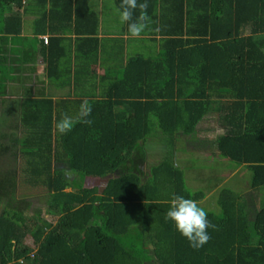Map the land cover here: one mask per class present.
<instances>
[{
	"label": "trees",
	"instance_id": "trees-1",
	"mask_svg": "<svg viewBox=\"0 0 264 264\" xmlns=\"http://www.w3.org/2000/svg\"><path fill=\"white\" fill-rule=\"evenodd\" d=\"M113 1L120 11L122 0ZM100 2L0 0V121L15 93L10 84L23 83L25 92L13 99L22 131L14 128L1 150L19 152L21 180L44 187L47 211L59 214L29 216L33 202L17 196L19 174L0 171V264H264V206L252 216L231 186L219 190L217 213L205 208L217 227L203 247H191L166 219L174 195L202 206L205 189L187 185L174 157L176 140L196 142L211 113L224 128L218 151L251 171L253 191L264 188V0H147L142 39L159 52L132 54L104 74L96 70L105 38ZM28 15L38 42L31 51ZM38 54L49 82L75 84L74 96L28 95L27 62ZM84 100L92 123L59 134L55 122L76 117ZM156 127L169 137V152L147 172Z\"/></svg>",
	"mask_w": 264,
	"mask_h": 264
},
{
	"label": "crops",
	"instance_id": "crops-1",
	"mask_svg": "<svg viewBox=\"0 0 264 264\" xmlns=\"http://www.w3.org/2000/svg\"><path fill=\"white\" fill-rule=\"evenodd\" d=\"M103 9H104V7H103L102 0H101L100 6L98 9V11L100 13V20H101L99 36L101 38H104V37L105 38L103 40V48H102L103 52H101V60H100V63L98 65H96V70H97L98 74H104L106 68L111 69V67H113L115 64L120 63V62L122 63L123 59L126 60L128 56H130L132 54H136L138 52H142V50H146L149 52L150 51L151 52H159V50H147L148 47L146 45V43H147L145 41L146 39H142L143 38L142 36L140 38H131L126 34L125 35H122V34L117 35V34H114L113 32L112 33L111 32H107V33L104 32L103 31L104 20H103V14H102ZM34 20H35L34 15L26 16L25 27H24V31H23V35L25 37L27 36V40H25V43L27 45L26 49L29 51L36 50V48L38 46V42L35 39L31 38L34 35ZM75 36H76L75 34L66 35L67 38H69V37L76 38ZM113 38L114 39L118 38L119 40L116 41ZM40 39L42 40L41 37H40ZM122 39H124V41H122ZM17 41H16V43L18 44V43H21L22 40L19 39ZM87 43H89V41H87ZM142 43L144 44L145 47H142V46L140 47V45ZM66 45L73 46L72 50L75 49V42H73V41L66 42ZM131 51H132V53H131ZM34 57H35L34 62L33 61L27 62L28 63L27 66L33 67L34 70L32 72H31V70H28L25 73V75L28 76V79L25 81V83L30 88L29 90L31 91V92H29L28 95H32V96L37 95L38 96V95H40L39 92L43 91V90H45L46 95L52 96L54 99H59V98L65 97V96H70V95L74 96L75 95V93L77 92L75 84H71V85L67 84V85H64L63 87H57L54 84H51L45 75V62H44L43 57L41 56V54L35 55ZM70 57L73 60V65H75L76 64V54L73 53ZM102 63H103V65H102ZM91 69L95 70V65H93ZM90 78L92 80L94 78V75H91ZM10 85L13 86L14 90L12 92H15V93L10 94L9 98H12V99L18 98L20 100L22 97H25V95H24L25 92L23 89V86H24L23 83L13 81ZM86 85H88V84H86ZM15 103H16V101H15ZM17 112H18V110H17ZM212 114H214V113L207 115L205 118L209 117ZM18 116H19V113H18ZM201 123H200V125H201ZM199 138H200V135L198 136V140H199ZM186 142H187V146H188L187 151L185 149V151L176 152L174 160H175V162H177L176 164L178 166H180V165L183 166L182 169L185 172V176L186 175L189 176L187 173L193 174L192 176H194V181H196L198 185H202L203 181L201 178H203V177L205 179L207 178V181L210 180V182L206 186L205 185L202 186V187H204V189L206 191V195L200 201L201 205L204 208H206L209 211L216 212V213L219 211V203H218V194L217 193L225 184H228L229 182H231L230 186L235 191H237L239 193L245 192V194H247L246 199L249 201H250V199L248 197V194H251V197L253 196L252 198H254V196H255L256 199H260V196L262 197V195L264 194V188L260 189L259 191H255V190L253 191L252 184H251L250 180H247V178H243V179L242 178H236V176H238V174L240 173V169H242V165H239V164L234 163L233 161L229 160L227 157L223 156L217 149V152L213 151V156L215 157L214 159L217 161H215V160H211V161L216 164L217 170H220L222 172L219 175L217 173L214 175L212 173L213 172L212 169H206L205 168L211 162V161H208L209 158L206 159V158L200 157V155H196L195 157L193 156L195 154V152H194L195 151V149H194L195 145L194 144L196 142L191 141L190 139H187ZM216 147H217V145H216ZM193 152H194V154H193ZM179 154L180 155L183 154V156L185 158L181 160L180 157L178 156ZM188 154H190L189 156L193 157L194 159L206 160L208 162V164L206 166H205V164L202 166L205 169H202V168L197 169L195 167V164H192V163L190 164V162H187V159H190V157H188ZM157 161L159 163L161 160L160 161L157 160ZM221 164H223V166H221ZM210 166H212V164ZM237 166H238V168H237ZM203 170H205V171H203ZM146 171L150 172V170L148 171V169H146ZM201 171L204 173L205 176H197L198 173H201ZM195 175H196V177H195ZM192 178H190V179L193 180ZM196 178L198 180H196ZM244 184H245V186H243ZM243 187H246V188H243Z\"/></svg>",
	"mask_w": 264,
	"mask_h": 264
},
{
	"label": "rangeland",
	"instance_id": "rangeland-1",
	"mask_svg": "<svg viewBox=\"0 0 264 264\" xmlns=\"http://www.w3.org/2000/svg\"><path fill=\"white\" fill-rule=\"evenodd\" d=\"M214 4L215 5H223V3L219 2V0H214ZM94 5H95V0H94ZM120 11L114 7V1L113 0H107L106 1V6L105 8L102 10V14H103V31L104 32H113L114 34L120 35L122 34V28L124 27L125 23H121L120 21ZM148 49L150 50H156L155 46L153 43L151 42H147L146 43ZM145 47L144 44L142 43L140 45V47ZM143 53H150L149 51L146 50H142ZM132 53V51H131ZM15 106V100H13L12 98L8 97V101L6 103V105L3 107V113H2V117H1V121H0V146H4V147H8L11 145V132H14V128L16 129V131L20 134V132L22 131V129L20 128H16V125L19 123V116H18V112H17V108L14 107ZM202 128V129H201ZM200 138L199 140L194 144L195 145V154L193 152V156L195 157L196 155H200V157L203 158H209L208 161L211 160H215L214 156H213V151L217 152V147H216V143L215 140L217 138V136L219 134H221L224 131V128L221 127L217 115L216 114H212L209 117L205 118L201 125H200ZM4 134V135H3ZM2 137V138H1ZM169 137H167L166 134L163 133V131L159 128L156 127L154 130V133H152V136L149 138L148 143H147V149H148V157H149V162L146 163L145 168L148 169V171L150 170L152 165H156L158 163L157 160H163L169 152L168 149V141ZM183 140H176V150L178 151H187V148L185 147L186 143ZM192 144V143H191ZM15 149H10V150H3L0 152V171H6V170H16V172L19 174L18 177V189H17V196L18 197H25L27 199H29L30 201H32V206L31 209L29 211H27V213L29 214V216H35L37 217V215H42L47 217L48 219L52 220V221H56L57 218L59 217V214L51 211L50 213L47 211V205H46V201H45V195H46V189L42 186H37V187H33L31 184L28 183H24L20 177V171H21V167L23 165L24 159L23 157L19 154V152L17 151V156L13 155ZM190 154H188V157H190V159H187V162H190V164H195V167L197 169H212L213 170V174L215 175L216 173L219 175L222 171L217 170L216 164L214 162H210L209 164L212 166H210L208 164V162L206 160H200V159H194L193 157L189 156ZM180 157V159H184L185 157L183 156V154H179L178 155ZM175 161V160H174ZM217 161V160H215ZM177 163V162H175ZM235 163V162H234ZM205 164V168H203L202 166ZM181 168L183 167L182 165H180ZM200 166V167H199ZM221 166H223V164H221ZM229 167V166H228ZM236 167V166H235ZM238 168V166H237ZM211 170V171H212ZM205 171V170H203ZM189 176L186 175V179H187V185L191 188V189H200L203 188L202 186H206L210 180L207 181V178L205 179L204 177L201 178L202 179V185H198L196 181H194V176H192L193 174L191 173H187ZM197 176H205L204 173L201 171V173H198ZM193 177V178H192ZM196 177V175H195ZM251 171H249V169H247L246 167H243L242 169H240V173L238 174V176H236V178H247V180L251 181ZM190 178H192L193 180H191ZM196 180H198L196 178ZM229 182L228 184H225L224 187H229L230 186ZM198 185V186H197ZM197 186V187H196ZM245 186V184L243 185ZM246 188V187H243ZM218 194V193H217ZM216 194V195H217ZM240 196H243V199L247 197V194H245V192L243 193H239ZM254 195V194H253ZM248 197L250 199V203H249V211L251 213V215L253 216L254 213L256 212V210H258L260 207L264 206V194L262 195V197L260 196V199H256V197L254 196V198L251 197V194H248ZM262 198V199H261ZM2 206H4V204L0 205V209L2 208ZM30 239V238H29Z\"/></svg>",
	"mask_w": 264,
	"mask_h": 264
},
{
	"label": "clouds",
	"instance_id": "clouds-1",
	"mask_svg": "<svg viewBox=\"0 0 264 264\" xmlns=\"http://www.w3.org/2000/svg\"><path fill=\"white\" fill-rule=\"evenodd\" d=\"M147 9V0L145 2L122 0L119 13L120 21L127 23L129 37L140 38L148 28L151 17L148 15ZM91 111V105L87 100H84L76 117L65 113L61 119L55 122V130L61 135H66L77 123L91 124L92 121L88 119ZM166 219L175 223L177 231L188 240L194 249H199L208 243L211 239L208 229L217 227L208 219V212L205 208L200 206L196 200L183 195L172 197Z\"/></svg>",
	"mask_w": 264,
	"mask_h": 264
},
{
	"label": "built area",
	"instance_id": "built-area-1",
	"mask_svg": "<svg viewBox=\"0 0 264 264\" xmlns=\"http://www.w3.org/2000/svg\"><path fill=\"white\" fill-rule=\"evenodd\" d=\"M46 42H48V37H45Z\"/></svg>",
	"mask_w": 264,
	"mask_h": 264
},
{
	"label": "flooded vegetation",
	"instance_id": "flooded-vegetation-1",
	"mask_svg": "<svg viewBox=\"0 0 264 264\" xmlns=\"http://www.w3.org/2000/svg\"><path fill=\"white\" fill-rule=\"evenodd\" d=\"M1 138H2V137H1ZM0 141H1V140H0ZM0 147H1V146H0ZM1 149H2V147L0 148V152L2 151Z\"/></svg>",
	"mask_w": 264,
	"mask_h": 264
}]
</instances>
